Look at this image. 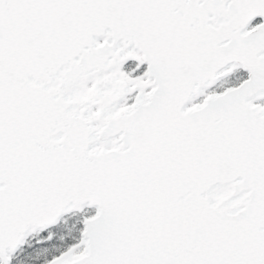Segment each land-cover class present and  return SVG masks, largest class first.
Returning <instances> with one entry per match:
<instances>
[{
    "label": "snow or ice",
    "instance_id": "6c2138e0",
    "mask_svg": "<svg viewBox=\"0 0 264 264\" xmlns=\"http://www.w3.org/2000/svg\"><path fill=\"white\" fill-rule=\"evenodd\" d=\"M0 264H264V0H0Z\"/></svg>",
    "mask_w": 264,
    "mask_h": 264
}]
</instances>
